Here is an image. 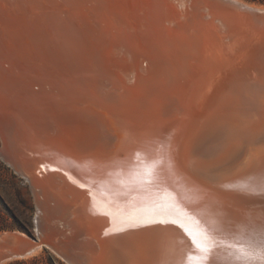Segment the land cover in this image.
<instances>
[{"label": "bare ground", "instance_id": "6f19581e", "mask_svg": "<svg viewBox=\"0 0 264 264\" xmlns=\"http://www.w3.org/2000/svg\"><path fill=\"white\" fill-rule=\"evenodd\" d=\"M0 22L13 127L3 155L39 207L78 205L86 233L57 211L87 264H264V5L0 0ZM32 67L45 83L25 82ZM179 224L199 236L188 255L168 238ZM37 231L51 246L42 223ZM26 239L2 233L0 260L37 252Z\"/></svg>", "mask_w": 264, "mask_h": 264}, {"label": "rangeland", "instance_id": "374dc122", "mask_svg": "<svg viewBox=\"0 0 264 264\" xmlns=\"http://www.w3.org/2000/svg\"><path fill=\"white\" fill-rule=\"evenodd\" d=\"M245 1L264 5V3L258 1ZM0 32H3L1 22ZM84 45H86V43H84ZM3 46L4 41L0 38V53L3 52L1 50ZM11 54L12 51L5 54L8 58L7 61L9 62L6 65V68L8 65H11L13 68H16L17 66L16 69H18V72L10 76V79H13L20 74V71L17 61H15ZM23 72L25 82L30 81L34 82V84H43L49 78L47 71H40L38 68L34 67L30 70L22 71V73ZM8 84L9 83H7L6 80L0 78V236L5 231H19L28 237H36V224L42 223L47 240L53 246H56L60 252H57L52 245H42L37 252L35 251L24 257L0 260V264H71L64 257L62 252L68 251L70 253V251L73 250L74 234L72 235L63 224L64 221L57 211L55 202L49 200L46 203V206L39 207V199H37L30 183L7 159H5L3 155L5 139L8 132H12L13 130L11 125L12 122L10 121L9 116H7L8 113L6 109L8 102L6 94V92H8ZM43 195L45 196V199L46 196L53 197L52 194H48L47 192H43ZM29 222L32 223V231L26 232L22 230L21 227L27 226ZM61 248H63L64 251L63 249L61 250ZM59 261L62 263H59Z\"/></svg>", "mask_w": 264, "mask_h": 264}, {"label": "water", "instance_id": "95a60500", "mask_svg": "<svg viewBox=\"0 0 264 264\" xmlns=\"http://www.w3.org/2000/svg\"><path fill=\"white\" fill-rule=\"evenodd\" d=\"M253 197H256V196L255 195L254 196H251L250 199H254ZM61 200H62V198L61 199L58 198L57 199V202L55 203V206L58 207V209H60V210H64L63 211L64 221H66L69 224V226H71L72 228H76L77 230H80V231H83V232L86 233L85 227L73 215L74 210H75V207L78 206V205L75 204V203L73 204L72 201H69V200H65V199L62 200V201ZM260 200H263L264 201L263 198L260 199ZM252 202H251V204H249L247 206L245 205L244 208H246V207H253L254 208L255 206L256 207L259 206V203L255 205ZM70 206L72 207V209L70 210V212L66 213V209L69 208ZM240 207H243V206H241V204H240ZM236 208H238V207H236ZM238 209H236V210L238 211ZM230 211H233V210H227V212H230ZM193 219L196 220V223L198 224L199 227L204 228L206 231H209L210 233H211V231H213V229H214L213 227L215 225H212V223H207L206 220H205L206 218L204 219V215H201L200 217L193 218ZM142 224L144 225L145 223H142ZM142 224H138V225H142ZM155 224H157V223H155ZM37 226H38V223L36 224L37 236L36 237H28L27 236L28 239H26V241L24 242V245L23 246L31 247L33 244H39V243H41V235L37 231ZM226 226L229 227L228 223H226ZM177 227L179 228V230L177 229L178 231L176 232L173 229L172 235L171 236H168V238L170 240H173L174 243H172V245L174 246V250H179L181 252H183V251L185 252L186 251V253H187V249H188L189 246H191L190 244H193V241L198 240L197 242L199 243V236L195 232V230H192V232H195V234L193 235V238H191V237H189L188 233H185V229L183 228L182 225L179 224V225H177ZM186 227L189 229L188 226H186ZM211 227L213 228L212 230H211ZM229 228H231V227H229ZM236 234L237 233H235V232L234 233H229L228 234V237H231V238H239L238 236H235ZM92 239L94 240V237H92ZM233 240H236V239H233ZM204 241H206V240H203L202 243ZM257 243H260L261 244L260 246H262V249H261L260 252L263 251L262 252V255L263 256H261V257H264V237H263V240L261 239ZM237 244H239V243L237 242ZM42 245H47V244L44 242V243H41V246ZM198 247H200L201 249L203 248V246H198ZM217 247L220 248L217 245L214 248L216 249ZM187 255H188V253H187ZM209 256L211 258H213L211 254H209ZM68 257H69V259L72 262H74L76 264H87V259H86L85 255L82 254V253H79V252L77 253V252L71 250L70 253L68 254ZM189 258H190V256H189ZM231 259H232V262L231 263L228 260V263L229 264H256V263H259L260 264L261 262H263V260L261 261L260 258H257V259L255 258L256 260L255 259L253 260V258H248V259L246 257L245 258H243V257L233 258V256H232ZM250 260H252V261H250Z\"/></svg>", "mask_w": 264, "mask_h": 264}, {"label": "trees", "instance_id": "16d2710c", "mask_svg": "<svg viewBox=\"0 0 264 264\" xmlns=\"http://www.w3.org/2000/svg\"><path fill=\"white\" fill-rule=\"evenodd\" d=\"M252 1H258V2L264 3V0H252ZM21 229L24 230V231H26V232H31L32 231V223L29 222L27 224V226H22ZM59 263H62V262L59 261Z\"/></svg>", "mask_w": 264, "mask_h": 264}]
</instances>
